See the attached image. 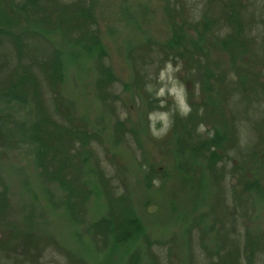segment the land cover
<instances>
[{
	"label": "rangeland",
	"instance_id": "1",
	"mask_svg": "<svg viewBox=\"0 0 264 264\" xmlns=\"http://www.w3.org/2000/svg\"><path fill=\"white\" fill-rule=\"evenodd\" d=\"M97 1L101 46L90 55L60 28L38 29L62 53L60 93L75 122L100 137L101 162L91 158L79 179L93 192L86 223L71 218L66 193L42 175L36 146L16 131L12 146L0 143V183L9 191L0 238L11 227L30 230L46 264H56L51 251L58 255L51 241L103 264L111 253L83 227L108 215L110 196L128 191L141 230L113 264H264V0ZM20 17L19 33L28 28ZM100 62L112 74L106 100L97 90ZM1 100L0 116L31 126V100ZM98 167H108L116 191L100 183Z\"/></svg>",
	"mask_w": 264,
	"mask_h": 264
},
{
	"label": "trees",
	"instance_id": "2",
	"mask_svg": "<svg viewBox=\"0 0 264 264\" xmlns=\"http://www.w3.org/2000/svg\"><path fill=\"white\" fill-rule=\"evenodd\" d=\"M42 2L43 0H0V104L1 99L19 104H27L31 100L36 108V118L29 128L24 123L17 122L12 114L1 115L3 124L14 122L15 130H10L8 126L3 127L0 122V143L2 146H12L16 142L13 135L17 131L29 144L36 146L35 161L40 172L50 183H56L66 193L65 204L71 218L76 223H86L83 220L85 215H82L87 213L84 205L93 192L86 182L79 183V179L80 174L86 172L87 166H90L91 158L96 163L101 162L96 159L97 147L93 144L94 141H100V137L89 131L85 121L75 122L71 115L73 104L67 102L60 93V86L65 78L62 53L38 29L54 31L60 28L69 42L90 55L101 46L97 16L99 2L48 0L45 6ZM23 14L28 28H35H24L19 33L21 20L24 22L20 17ZM226 47L235 52L233 43H227ZM98 68L100 77L97 90L101 99L106 100L108 95L105 91L112 74L101 62ZM243 74L239 71V82L241 86H246L247 75L244 78ZM229 76L225 74L223 79H228ZM228 84L232 85V82L228 81ZM187 124L188 122L185 125ZM122 126L123 123L118 122L116 129L121 131ZM179 131L191 137L188 127L180 128ZM178 143L180 147L185 145L182 140ZM106 168L108 170V167H98L96 176L100 183L104 182L106 190L110 185L116 191L119 185H114V178L111 181L106 180ZM88 170L91 172V168ZM121 175L122 171L115 178L119 179ZM106 194L110 195L109 192ZM8 197V188L1 182V222L8 210ZM109 206L107 216L83 227V231L91 234L100 251L108 250L111 253V260L107 259L103 264H113L116 252L124 246L127 237L141 230V225L133 214L128 191L116 197L110 196ZM6 233L0 238V264H46L42 260L45 257L41 248L43 244L36 241L34 232L11 227ZM51 242L58 251L56 256L54 251L50 253L56 264H86L74 253L63 250L54 241Z\"/></svg>",
	"mask_w": 264,
	"mask_h": 264
},
{
	"label": "clouds",
	"instance_id": "3",
	"mask_svg": "<svg viewBox=\"0 0 264 264\" xmlns=\"http://www.w3.org/2000/svg\"><path fill=\"white\" fill-rule=\"evenodd\" d=\"M173 92H176L177 90L175 88L172 89ZM163 94V90H161V95ZM183 99H181V104H183ZM162 119H166V117H161ZM153 131L155 132V129H153ZM157 135H159V133H156Z\"/></svg>",
	"mask_w": 264,
	"mask_h": 264
}]
</instances>
